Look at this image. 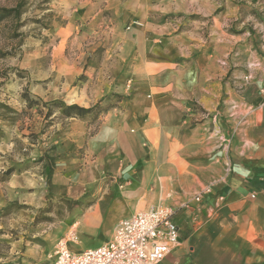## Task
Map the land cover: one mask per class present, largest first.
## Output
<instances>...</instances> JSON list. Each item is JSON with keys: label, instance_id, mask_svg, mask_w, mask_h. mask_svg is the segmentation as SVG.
Here are the masks:
<instances>
[{"label": "crops", "instance_id": "1", "mask_svg": "<svg viewBox=\"0 0 264 264\" xmlns=\"http://www.w3.org/2000/svg\"><path fill=\"white\" fill-rule=\"evenodd\" d=\"M147 2L128 1V30L112 29L127 68L109 85L126 81L131 95L90 144L97 166L123 180L73 223L74 234L98 233L101 245L141 207L169 206L163 194L180 185L169 201L180 206L178 241L158 264H264V0ZM187 15L210 20L208 38ZM29 183L21 172L6 186ZM9 197L0 184V208ZM49 252L23 255L46 264Z\"/></svg>", "mask_w": 264, "mask_h": 264}, {"label": "rangeland", "instance_id": "2", "mask_svg": "<svg viewBox=\"0 0 264 264\" xmlns=\"http://www.w3.org/2000/svg\"><path fill=\"white\" fill-rule=\"evenodd\" d=\"M128 1L0 0V9L19 6V14L0 15V105L9 108L0 107V184L5 199L12 197L0 208V264H37L38 257L24 256L25 250L51 251L107 189L123 180L97 166V152L90 144L110 119L109 113L117 112L131 95L126 81L122 87L109 85L112 78L126 74V61L117 55L123 41L113 38L112 29L121 22V33L128 30L130 22L122 16ZM135 9L142 11V6ZM245 15L257 19L252 10ZM186 20L199 22L208 38V18L187 15ZM29 100L36 104L29 107ZM52 101L99 108L95 117L85 120L62 117L59 106L51 107L46 116ZM112 117L113 122H122L121 117ZM196 123L192 118L186 129ZM10 168L12 173L5 175ZM21 172L28 173L30 183L9 189L7 182ZM182 187L173 185V194L167 192L160 200L174 214L180 206L169 201ZM76 239L68 247L81 252L98 247L101 238L79 230Z\"/></svg>", "mask_w": 264, "mask_h": 264}, {"label": "built area", "instance_id": "3", "mask_svg": "<svg viewBox=\"0 0 264 264\" xmlns=\"http://www.w3.org/2000/svg\"><path fill=\"white\" fill-rule=\"evenodd\" d=\"M174 211L164 204L149 206L121 219L111 237L96 248L74 252L71 231L47 254L46 264H158L178 241Z\"/></svg>", "mask_w": 264, "mask_h": 264}, {"label": "trees", "instance_id": "4", "mask_svg": "<svg viewBox=\"0 0 264 264\" xmlns=\"http://www.w3.org/2000/svg\"><path fill=\"white\" fill-rule=\"evenodd\" d=\"M18 10H19V6L16 8L7 9V10L6 9H0V15L3 16V15L11 14V13L19 14ZM32 104H36V102L29 100L28 101L29 107L32 106ZM48 106H50V107L47 108L46 116H50V114L52 113L51 107L59 106V107H61L60 114L62 117H64V118L78 117V118L83 119V120L88 119L89 117H95L97 115V113L96 112L94 113V111L97 108H99V105H95L94 107H90V108H84V107H81L77 104L64 105L59 101L49 102ZM0 107L7 109V110L9 109L5 105H0ZM0 117H2V116L0 115ZM12 171H13L12 168L8 169L5 172V175L11 174Z\"/></svg>", "mask_w": 264, "mask_h": 264}]
</instances>
